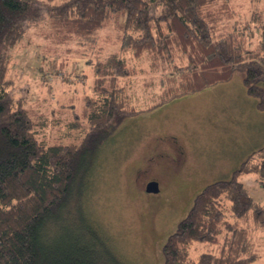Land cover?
<instances>
[{"label": "trees", "instance_id": "obj_1", "mask_svg": "<svg viewBox=\"0 0 264 264\" xmlns=\"http://www.w3.org/2000/svg\"><path fill=\"white\" fill-rule=\"evenodd\" d=\"M232 5V0H0V264H96L89 255L93 238L114 264H126L80 210L98 149L125 117L226 81L235 70L242 71L247 94L264 110V21L255 30V45L248 46L247 25L235 20ZM42 12L65 37L77 35L89 46L105 21L121 18L119 48L86 60L92 93L82 96L80 112L71 103L80 91L71 84L77 79L64 83L67 102L59 108L67 113L70 131L53 139L40 130L28 101L10 92L12 50L26 42L30 23ZM257 12L264 14V6ZM143 62L159 73L155 83H147L156 88L153 101L139 106L131 83L145 71ZM250 173L264 184V146L249 152L228 177L196 193L161 245L162 264H259L264 203L240 179ZM64 214L82 217L87 241L61 229ZM197 242L208 247L194 257Z\"/></svg>", "mask_w": 264, "mask_h": 264}, {"label": "rangeland", "instance_id": "obj_2", "mask_svg": "<svg viewBox=\"0 0 264 264\" xmlns=\"http://www.w3.org/2000/svg\"><path fill=\"white\" fill-rule=\"evenodd\" d=\"M232 1L237 14L235 20L247 25L249 35L244 42L254 46L255 30L264 21V14L259 15L257 11L262 10L264 0L262 3H257L258 0ZM30 24L26 42L22 40L18 49L12 50L9 73L13 84L10 92L13 91L14 98L28 101L32 115L40 123V130L49 139L63 137L70 131L64 124L67 113L59 108L60 103L67 102L61 95L64 83L77 79L71 84L80 91L71 103H75L80 112L82 96L92 93L89 61L119 48L117 35L121 30V18L111 17L105 21L91 46L81 43L77 35L65 37L64 31L52 22L47 12H42ZM142 66L145 71L137 74L131 83L137 91L135 101L138 98L136 103L139 106L153 101L154 86L147 87V83H155L159 73L150 72L145 62ZM70 67H73L72 72H68ZM242 75V71L235 70L226 81L125 117L98 149L80 210L94 221L93 225L104 235L108 247L126 264H162L161 245L187 213L196 193L211 181L228 177L233 168L230 173L224 169L234 167L237 158L245 155L249 143L242 129V138L232 161L227 167L220 168L221 172L214 177L205 179V171L200 167L186 166L182 170L186 178L167 171L165 176L159 175L156 166L148 172L142 170L153 144L167 140L169 133L179 134L182 138L186 135L187 140L190 136L196 148L207 145L221 131L235 132L237 125L245 127L247 135L250 131V98H256L245 94ZM142 84L144 90L139 91ZM187 109H191L192 117L186 114ZM252 121L257 123V117ZM189 169H197V173L191 171L190 175ZM151 176L159 180L162 188L158 197L147 189V184L143 188L144 181ZM240 179L250 195L264 203V184L256 181L251 173L243 174ZM83 225L81 216L70 214H64L59 224L61 229H71L69 233L85 236L83 239L87 241ZM92 240L89 255L97 258L96 264H114L102 243ZM207 247V243H194L190 254L195 257ZM258 263L264 264V256Z\"/></svg>", "mask_w": 264, "mask_h": 264}, {"label": "crops", "instance_id": "obj_3", "mask_svg": "<svg viewBox=\"0 0 264 264\" xmlns=\"http://www.w3.org/2000/svg\"><path fill=\"white\" fill-rule=\"evenodd\" d=\"M244 91L246 94L247 92L245 89ZM190 110L191 109H187V111L185 112L189 117H192L193 114ZM255 117H257V123H254L252 121ZM236 127L238 130H236L235 132H219L216 136L211 138L213 140L207 145L202 144L203 146L201 148H196L197 145H194L192 143L190 136V141L189 139L187 140L186 135L182 138L179 134L176 133H169L167 138L169 139L172 136H175L179 140V142L182 144V150L184 151L186 157V166L188 168L200 167L204 169V176L206 175V179L207 177H214L219 174L222 170H220V168L227 167L232 161L235 148L238 146L239 140H241L242 138V129L245 132V136L248 140L249 146L246 149V153H244L245 155L239 156L237 158L236 165H234V167H231L229 170H227L226 168L224 169V171L230 173L240 164V162L249 154V152L256 148L264 146V110H260L257 107L256 99L250 98V131L246 135L245 127H242V125H237ZM195 171H197V169H189L188 174L190 172L193 174L197 173Z\"/></svg>", "mask_w": 264, "mask_h": 264}, {"label": "flooded vegetation", "instance_id": "obj_4", "mask_svg": "<svg viewBox=\"0 0 264 264\" xmlns=\"http://www.w3.org/2000/svg\"><path fill=\"white\" fill-rule=\"evenodd\" d=\"M152 147V151L146 159V167L142 170L148 172L156 166L158 167L159 175L162 174L165 176V172L167 171L170 174H174V176H182L183 178H186V175H183L182 172L186 167V157L182 150V144L175 136H172L169 139L167 138V140L157 141ZM151 181L156 182L157 184V190L153 193L158 197V195L161 194L162 188L157 178L153 176L148 177L144 181L143 188Z\"/></svg>", "mask_w": 264, "mask_h": 264}, {"label": "water", "instance_id": "obj_5", "mask_svg": "<svg viewBox=\"0 0 264 264\" xmlns=\"http://www.w3.org/2000/svg\"><path fill=\"white\" fill-rule=\"evenodd\" d=\"M146 186H147V189L149 191H154L155 192L157 190V184H156V182H153V181L148 182Z\"/></svg>", "mask_w": 264, "mask_h": 264}]
</instances>
